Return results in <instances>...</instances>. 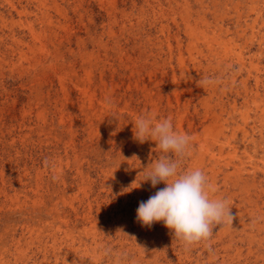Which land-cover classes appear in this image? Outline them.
<instances>
[{"label":"rangeland","instance_id":"374dc122","mask_svg":"<svg viewBox=\"0 0 264 264\" xmlns=\"http://www.w3.org/2000/svg\"><path fill=\"white\" fill-rule=\"evenodd\" d=\"M239 2L218 9L236 49L210 56L181 32V65L172 10L146 0H0L1 264H264V0ZM140 116L190 135L181 170L228 201L211 251L136 219L165 187L141 181L161 150L136 139Z\"/></svg>","mask_w":264,"mask_h":264},{"label":"clouds","instance_id":"9594fccd","mask_svg":"<svg viewBox=\"0 0 264 264\" xmlns=\"http://www.w3.org/2000/svg\"><path fill=\"white\" fill-rule=\"evenodd\" d=\"M211 82L207 78L199 81L202 85ZM134 129L140 143L153 140L161 150L141 181L150 182L153 188L161 182L165 184L139 203L136 219L147 227L162 221L186 248L208 241L205 247L211 251L214 227L224 223L232 225L235 216L227 200L210 198L216 188L201 169L181 170L182 158L189 154L192 137L174 131L171 117L154 122L151 116H140L135 120ZM44 164L47 166L49 161L45 159Z\"/></svg>","mask_w":264,"mask_h":264},{"label":"bare ground","instance_id":"6f19581e","mask_svg":"<svg viewBox=\"0 0 264 264\" xmlns=\"http://www.w3.org/2000/svg\"><path fill=\"white\" fill-rule=\"evenodd\" d=\"M43 1V0H42ZM148 3V6L160 10L162 12H165V9L168 8L169 11L172 10V13H168L170 17V21L173 24L172 27V33L173 38H175V44L173 46L168 44L169 48V56L172 57V55H178L179 59H182V53H183V43L181 40V32L186 33L189 35L192 39V41L195 40H201L203 44H205L206 47H208L209 55L214 56L215 54L220 51V53L224 54L226 51H234L237 46L231 44L226 39V35L229 34L228 29H224V22H221V15L218 12V9L221 7H224L228 5L229 1L232 0H209L208 3L205 2V0H194L196 3V7H193L192 3L189 0H146ZM240 0H236V3L232 6L234 8L240 9ZM259 2V1H258ZM41 4V3H40ZM175 6V11L174 7ZM195 8V10H194ZM110 11V10H109ZM121 12V11H120ZM167 12V11H166ZM124 15V14H123ZM239 22V21H238ZM166 28V30H165ZM32 34L34 37L37 35L33 32L32 27H30ZM171 28H168L167 25L161 26V32H169ZM253 29V28H252ZM264 29V28H263ZM169 36V35H168ZM172 36V35H171ZM170 36V38H171ZM150 39V38H149ZM259 41V40H258ZM248 44V43H247ZM246 44V45H247ZM258 45V44H257ZM259 46V45H258ZM189 50H195L196 49V43L190 42L189 46L187 47ZM220 48V49H219ZM185 49V48H184ZM205 49V48H204ZM219 49V50H218ZM259 49V48H258ZM206 52V51H204ZM207 53V52H206ZM260 54V53H259ZM263 54V53H262ZM201 55V53H200ZM191 58V57H190ZM204 58V57H203ZM194 60V59H191ZM203 60V59H202ZM237 61L239 62L240 66H243L245 64L244 59L239 52L237 54ZM172 62V61H171ZM195 63V62H194ZM183 64L181 60V65ZM183 67V66H182ZM261 68V67H260ZM258 70V69H257ZM215 71V70H214ZM261 71V70H260ZM262 72V71H261ZM221 74V73H220ZM224 74V73H223ZM263 75V74H262ZM205 78V77H204ZM254 78V77H253ZM216 80V79H215ZM213 79V81H215ZM218 81V80H217ZM234 82V81H233ZM243 82V81H242ZM248 82V81H247ZM215 84H212L211 86H215ZM242 85V84H241ZM262 85V84H260ZM209 84L204 85L205 89ZM264 87V86H263ZM262 87V88H263ZM244 89V88H243ZM253 90V89H252ZM240 91V90H239ZM245 91V90H244ZM247 91V90H246ZM245 94V93H244ZM253 94V93H252ZM249 95V94H248ZM248 98V97H247ZM231 99V98H230ZM240 99V98H239ZM249 99V98H248ZM234 101V100H233ZM261 101V100H260ZM238 102V101H237ZM232 103V102H231ZM250 103V101H249ZM206 104V103H205ZM223 105V104H222ZM255 105V104H254ZM259 105V104H258ZM248 106V105H247ZM210 107V106H209ZM254 107V106H253ZM227 108V107H226ZM230 108V107H229ZM255 110V108H254ZM209 113V112H208ZM232 115V114H231ZM262 115V114H261ZM227 116V115H226ZM258 116V115H257ZM206 119V118H204ZM228 122V121H227ZM232 122V121H231ZM224 125V124H223ZM264 127V126H263ZM208 127H205L202 132L208 131ZM195 130V128H194ZM198 138V136H196ZM200 137V136H199ZM196 140V139H195ZM222 147V146H221ZM261 147V146H260ZM204 154V153H203ZM213 157V156H212ZM263 157V156H262ZM212 160V159H211ZM214 161V160H213ZM216 161V160H215ZM255 161V160H254ZM218 166V165H217ZM224 166V165H223ZM261 167V166H259ZM222 168V167H221ZM252 168V167H251ZM227 169V168H226ZM224 169V170H226ZM212 172V171H211ZM247 173V172H246ZM261 173V172H260ZM216 174V173H215ZM214 174V175H215ZM231 174V173H229ZM255 174V172H254ZM259 175V174H258ZM231 176V175H230ZM236 176V175H235ZM244 178V177H243ZM211 180V179H210ZM226 180V179H225ZM249 180V179H248ZM228 181V180H227ZM231 182V181H230ZM217 183V182H216ZM229 183V182H227ZM234 183V182H233ZM239 183V182H238ZM222 184V183H221ZM138 185V184H137ZM225 185V184H224ZM232 184H230L231 186ZM255 185V184H254ZM235 186V185H233ZM232 186V187H233ZM262 186V185H261ZM220 187V186H219ZM223 187V186H222ZM246 189V188H245ZM229 190V189H228ZM241 191V190H240ZM244 191V189H243ZM253 191V190H252ZM255 191V190H254ZM216 192V191H215ZM228 192V191H227ZM239 193V192H238ZM247 193V192H246ZM225 195V194H224ZM231 196V195H230ZM222 197V196H221ZM232 197V196H231ZM245 197V196H244ZM256 197V196H255ZM227 198V197H226ZM237 198V197H236ZM230 200V199H229ZM240 200V199H239ZM256 200V199H255ZM235 201V200H234ZM245 201V200H244ZM231 204V203H230ZM243 205V204H242ZM247 206V205H246ZM234 207V206H233ZM237 208V207H236ZM235 208V209H236ZM256 209V208H254ZM252 209V210H254ZM236 211V210H235ZM258 211V210H257ZM260 211V210H259ZM232 213V212H231ZM249 213V212H248ZM262 213V212H261ZM254 214V213H253ZM237 215V214H236ZM241 215V214H240ZM238 214V216H240ZM243 215V214H242ZM259 215V214H258ZM245 216V215H244ZM250 216V215H249ZM247 217V216H246ZM50 220V219H49ZM253 220V219H252ZM48 221V220H47ZM263 221V220H262ZM45 222V221H43ZM47 223V222H46ZM52 223V222H51ZM241 223V222H240ZM233 224V223H232ZM247 224V222H246ZM261 224V222H260ZM66 226V225H65ZM262 226V225H261ZM255 227V226H254ZM245 228V227H244ZM243 228V229H244ZM26 229V228H25ZM237 229V228H236ZM249 229V228H248ZM253 229V228H252ZM255 229V228H254ZM222 230V229H221ZM47 231V230H46ZM39 232V231H38ZM51 233V232H50ZM232 233V232H231ZM230 233V234H231ZM238 233V232H237ZM243 233V232H242ZM227 234V233H226ZM235 234V233H234ZM51 235V234H50ZM66 235V234H65ZM223 235V234H222ZM225 235V234H224ZM49 236V235H48ZM71 236V235H70ZM233 236V235H232ZM254 236V235H253ZM257 236V235H256ZM249 237V236H247ZM51 238V237H50ZM55 238V237H54ZM263 238V237H262ZM175 239V238H174ZM172 240V239H171ZM221 240V239H220ZM230 240V239H229ZM232 240V238H231ZM236 240V239H235ZM252 240V239H251ZM173 241V240H172ZM180 241V240H179ZM157 242V241H156ZM264 242V241H263ZM18 243V242H17ZM237 243V242H236ZM230 244V243H229ZM239 244V243H238ZM264 244V243H263ZM174 245V244H173ZM48 246V245H47ZM50 246V245H49ZM238 247V246H237ZM229 248V247H228ZM50 249V248H49ZM53 249V248H52ZM75 249V248H74ZM73 249V250H74ZM89 249V248H88ZM95 249V248H94ZM93 249V250H94ZM167 249V248H166ZM241 249V248H240ZM72 250V251H73ZM179 250V249H177ZM221 250V249H220ZM236 250V249H235ZM56 251V250H55ZM90 251V250H88ZM192 251V250H191ZM77 252V251H76ZM164 252V251H163ZM219 252V251H218ZM258 252V251H256ZM90 253V252H89ZM168 253V252H167ZM166 253V254H167ZM169 254V253H168ZM264 256V255H263ZM152 257V255H151ZM188 258V256H186ZM162 258V257H161ZM218 258V257H217ZM44 259V258H43ZM154 259V258H153ZM54 260V259H53ZM56 260V259H55ZM156 260V259H155ZM26 261V260H25ZM165 261V260H164ZM216 261V260H215ZM256 261V260H255ZM180 263V262H179ZM1 264V263H0ZM134 264V263H133ZM177 264V263H176Z\"/></svg>","mask_w":264,"mask_h":264}]
</instances>
